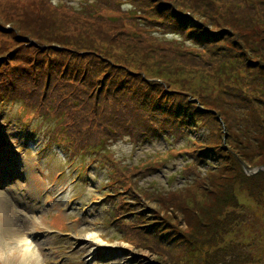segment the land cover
<instances>
[{
    "label": "rangeland",
    "instance_id": "obj_1",
    "mask_svg": "<svg viewBox=\"0 0 264 264\" xmlns=\"http://www.w3.org/2000/svg\"><path fill=\"white\" fill-rule=\"evenodd\" d=\"M159 1L0 0V264H264V0Z\"/></svg>",
    "mask_w": 264,
    "mask_h": 264
},
{
    "label": "trees",
    "instance_id": "obj_2",
    "mask_svg": "<svg viewBox=\"0 0 264 264\" xmlns=\"http://www.w3.org/2000/svg\"><path fill=\"white\" fill-rule=\"evenodd\" d=\"M146 1H147V0H146ZM154 3H161V4H162V2L159 1V0H158V2H154ZM102 7H103V6H102ZM164 10H165V9H164ZM151 15L153 16V14H151ZM156 16L163 17V16H161L160 14H156ZM173 19H174V26L176 27V29H175V33H177V34H179V35H182V34H185L188 30H190L191 34H196V33H197V34H200V35H199V36H200L199 39H194V38H192V37H188V36H186V34H185L184 36H185L186 40L193 41L195 44L199 43V44L207 45L208 42L211 41V39L213 38L212 35H207L206 33H204V32L201 30V28H200L199 26H197V25H195V24L192 26L190 20H189L187 17H183V16H181V14L178 13V12H175V11L173 12ZM166 20L169 21V20H172V19L169 18V17H167ZM129 22H133V20L130 19ZM122 24H123V23H122ZM149 24H150V23H149ZM165 26H167V23H166V22H165ZM5 74L8 76V80H9V79H12V78H14V79L17 78L16 75H13L12 71H11V72L7 71V72H5ZM20 76H21V75H19L18 78H19ZM18 78H17V79H18ZM11 89H13V87H12V88L9 87V90H11ZM15 89L18 91L17 88H15ZM14 92H16V91H14ZM27 92H28V91H27ZM15 99H16V98H15ZM0 100H2V99H0ZM147 105H149V106L152 105V102L148 101V102H147ZM77 107H78V105H77ZM177 114L180 115L181 112H178ZM136 119L139 120L140 118L137 117ZM99 125H102V124H100L99 119H98V126H99ZM83 129H84V128L82 127L81 130H82L86 135H84V137L81 138L82 140H84V138H86L88 135H90V131H88V130L85 131V129H84V130H83ZM105 129H106V131L108 132L109 135H112V134H114L115 130H117V126L114 125L112 128L110 127V129H108V128L105 127ZM79 134H80V136L82 135L80 132H79ZM260 175H261V174L257 175V177L252 176L253 178H248V179H249V180H255V179L259 178ZM256 189H259V188H256Z\"/></svg>",
    "mask_w": 264,
    "mask_h": 264
},
{
    "label": "bare ground",
    "instance_id": "obj_3",
    "mask_svg": "<svg viewBox=\"0 0 264 264\" xmlns=\"http://www.w3.org/2000/svg\"><path fill=\"white\" fill-rule=\"evenodd\" d=\"M11 166L12 165L7 163V162L4 163V164L3 163L0 164V168H2V167H11ZM23 173H24L23 170H21L20 174H19V178L20 179H21V177H23ZM4 178L0 179V182H2ZM20 179H17L13 184H11L9 186V188L12 189L13 192H15L14 194H15L16 198L19 200L20 204L22 206H27L29 208L28 211L30 210L33 214H34V212H36V213L38 212L39 213L38 216H36V217L32 216V215H30V217L28 215H25L24 216V222L26 220L31 221L33 218L40 219V215L43 212V209H46L48 204L45 202L46 200H44V201L42 200L41 193H38L35 188L34 189L28 188L24 193H20L17 190V188H16V185H18V182H19ZM4 201L5 200H1L0 199V202H4ZM16 212L17 211L14 210V213H16ZM18 213L23 214V212H19V211H18ZM5 220L6 219L3 220V224L6 225L7 224V220L6 221ZM60 228H65V225L60 226ZM82 233L84 234V231ZM21 236L22 237L25 236L26 239L28 240V237L25 234L24 235L22 234ZM10 237L13 238V239L17 238L14 235H11ZM25 245L29 246V249L30 248L37 249L36 247H33L32 243H30L28 241H27V244H25ZM33 255H35V254L33 253Z\"/></svg>",
    "mask_w": 264,
    "mask_h": 264
}]
</instances>
